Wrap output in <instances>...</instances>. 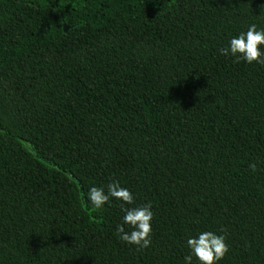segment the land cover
<instances>
[{"label": "trees", "instance_id": "1", "mask_svg": "<svg viewBox=\"0 0 264 264\" xmlns=\"http://www.w3.org/2000/svg\"><path fill=\"white\" fill-rule=\"evenodd\" d=\"M251 24L264 0H0V264H185L206 231L264 264V65L219 51ZM113 181L147 249L86 202Z\"/></svg>", "mask_w": 264, "mask_h": 264}, {"label": "clouds", "instance_id": "2", "mask_svg": "<svg viewBox=\"0 0 264 264\" xmlns=\"http://www.w3.org/2000/svg\"><path fill=\"white\" fill-rule=\"evenodd\" d=\"M264 45V29H257L256 24H251L246 32H241L233 37L229 45L220 49L221 55H231L235 57L234 62L244 61L248 64L253 62L264 65V52L261 46ZM252 171L256 170V164H249ZM81 198H85V193H80ZM110 198H115L123 202L122 211L124 216L122 223L117 225L116 232L119 238L127 244L135 245L140 249H147L151 245V234L153 212L151 204L143 206H134L125 208L123 205H133L134 198L132 193L124 187H121L118 181H113L107 185V191L104 187H91L86 196V202L94 208L100 209ZM125 225L132 230L126 231ZM223 231V230H221ZM187 246L190 254L184 257L185 264H192L195 257L199 264H217L229 251L226 243V237L223 234L217 235L213 232H202L198 237H192L187 240Z\"/></svg>", "mask_w": 264, "mask_h": 264}, {"label": "water", "instance_id": "3", "mask_svg": "<svg viewBox=\"0 0 264 264\" xmlns=\"http://www.w3.org/2000/svg\"><path fill=\"white\" fill-rule=\"evenodd\" d=\"M163 1H165V0H163ZM64 31L66 32L67 31V28H64Z\"/></svg>", "mask_w": 264, "mask_h": 264}]
</instances>
